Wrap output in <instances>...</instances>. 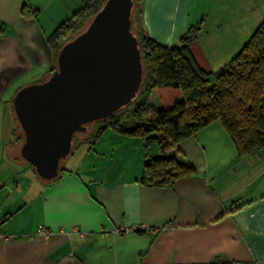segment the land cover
<instances>
[{
  "label": "crops",
  "instance_id": "1",
  "mask_svg": "<svg viewBox=\"0 0 264 264\" xmlns=\"http://www.w3.org/2000/svg\"><path fill=\"white\" fill-rule=\"evenodd\" d=\"M86 1L0 0V235L7 237L0 264H264V149L240 156L220 120L180 142L179 156L194 173L169 187L141 182L144 140L112 129L92 148L75 150L57 181L40 179L23 160L14 97L47 78L48 36ZM218 2L225 11L229 0ZM215 3L141 0L143 26L171 46L201 24L192 50L202 67L216 71L262 22L264 0H230L234 34L230 54L218 61L199 42ZM214 43L210 49L223 47ZM179 98L177 90L156 88L148 102L167 107ZM149 152L161 155L158 146ZM40 225L48 237L37 233Z\"/></svg>",
  "mask_w": 264,
  "mask_h": 264
},
{
  "label": "trees",
  "instance_id": "2",
  "mask_svg": "<svg viewBox=\"0 0 264 264\" xmlns=\"http://www.w3.org/2000/svg\"><path fill=\"white\" fill-rule=\"evenodd\" d=\"M105 1L87 0L48 36L53 57L48 76L57 67L61 48L86 30ZM29 10L26 4L24 13ZM132 20L145 67L141 92L133 103L112 116L88 124L84 140L77 141V133L69 155L83 145L92 148L108 129L140 136L145 149L141 182L169 187L178 178L194 173L193 165L179 156L180 142L215 120L222 122L240 156L264 149V19L237 54L216 71L202 67L192 50L200 37L201 24L191 26L177 44L168 46L145 30L141 0H135ZM156 88L177 90L180 98L172 106L155 108L148 101ZM14 134L24 142L20 124ZM152 143H157L160 156L150 154L148 147ZM28 165L38 176L35 168ZM64 171L60 165L59 177L48 183L59 180Z\"/></svg>",
  "mask_w": 264,
  "mask_h": 264
},
{
  "label": "water",
  "instance_id": "3",
  "mask_svg": "<svg viewBox=\"0 0 264 264\" xmlns=\"http://www.w3.org/2000/svg\"><path fill=\"white\" fill-rule=\"evenodd\" d=\"M134 6L135 0H106L86 30L61 48L51 75L16 93L21 157L42 180L59 177L77 133L138 98L145 67L132 30Z\"/></svg>",
  "mask_w": 264,
  "mask_h": 264
},
{
  "label": "rangeland",
  "instance_id": "4",
  "mask_svg": "<svg viewBox=\"0 0 264 264\" xmlns=\"http://www.w3.org/2000/svg\"><path fill=\"white\" fill-rule=\"evenodd\" d=\"M213 1H216V3L211 4L210 9L207 12V13H210L212 15L208 16V20L206 21V24L204 27V32L202 33L204 35L202 36V34H201L202 39L200 38L199 42L201 45L202 44L204 46L208 45V47L211 48V46H213V44H215L214 43L215 41H217V42L222 41L223 47L221 46L222 48L219 49V51H215L217 49H210L209 48V51H212V52L214 51V53L211 55V57L213 58L212 60L215 59L216 61H218L219 55L222 56L225 53L230 54V36L232 37V35L234 34V29L232 28L233 26L232 27L230 26V0L228 2V5L226 6L225 11L222 10L221 7L219 8V5H218L219 0H213ZM204 10L207 11L208 9L204 8ZM247 31H248V29H245L244 31L239 30V33L237 32L236 36H242ZM159 96L161 98L163 97L166 101H168L170 98L166 94H160ZM152 102H155V101H152ZM157 105H159V101H157ZM18 126H19V124H18ZM87 132H88V130H86L85 132H81V133L77 134V136H76L77 141L84 140L86 138ZM18 134H21V129L18 130ZM118 134H120V133H118ZM121 135H123V134H121ZM137 137H140V136H137ZM152 145H153V147H157L156 146L157 143H152L151 145H149L148 148H150ZM83 148H85V146L82 147V149H80L79 151L82 152ZM153 151L155 152L154 149H153ZM71 157L72 156L68 155L66 158H63L61 160V165L63 167H66L67 161H68V159H71Z\"/></svg>",
  "mask_w": 264,
  "mask_h": 264
},
{
  "label": "built area",
  "instance_id": "5",
  "mask_svg": "<svg viewBox=\"0 0 264 264\" xmlns=\"http://www.w3.org/2000/svg\"><path fill=\"white\" fill-rule=\"evenodd\" d=\"M12 185H14V186L17 187V186H19V182H18L17 180H15V181H13ZM37 233H38L39 235H42V236L48 237V236L51 234V231H50L45 225H40V226L38 227ZM2 238H5V239H6L7 237H5V236H3V235H0V240H1Z\"/></svg>",
  "mask_w": 264,
  "mask_h": 264
}]
</instances>
